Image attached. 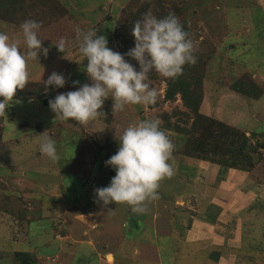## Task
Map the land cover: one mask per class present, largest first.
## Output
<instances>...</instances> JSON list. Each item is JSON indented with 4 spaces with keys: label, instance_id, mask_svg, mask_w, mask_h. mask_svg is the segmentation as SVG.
<instances>
[{
    "label": "rangeland",
    "instance_id": "1",
    "mask_svg": "<svg viewBox=\"0 0 264 264\" xmlns=\"http://www.w3.org/2000/svg\"><path fill=\"white\" fill-rule=\"evenodd\" d=\"M36 1L35 6L25 1L23 11L17 7L11 22L5 21L9 13L2 17L5 10L0 9V32L25 50L20 26L25 20L39 21L38 37L48 49L46 56L28 60L29 83L17 90L0 117V264H20L15 251L28 253L35 264H156L157 254L162 255L161 264H264V0H54L56 6L48 0L53 11L45 1ZM161 8L190 29L200 60L197 74L202 75L199 112L249 136L244 155L229 156L208 147L214 139L201 141L200 128L185 133L192 123L184 115L188 109L178 94L164 99L165 80L155 71L147 81L159 93L155 104L112 111L109 97L102 108L105 114L86 126L58 120L45 105L52 94L54 98L91 83L84 71L87 60L79 53L77 28H96L107 37L108 47L121 53L123 37L134 26L132 16L143 11L155 16ZM61 38L67 42L63 53L55 45ZM127 42L125 52L134 47V37ZM53 71L65 76L63 88L46 89L43 81ZM248 78L262 89L258 99L234 90ZM153 118L161 121V130L175 145L174 174L160 181L159 198L147 202L143 214L127 204L105 207L95 202L94 189L107 186L115 175L105 161L118 150L123 129ZM43 135L55 140L59 160L39 151ZM200 141L211 150L205 158L193 151ZM228 157L234 158V167H227ZM201 160L216 168L215 174L209 173L216 179L212 175L204 180L208 173L197 169ZM229 169L246 173L232 185L221 183L213 196L223 201V227L215 230V237L207 236L206 228L202 235L192 233L193 219H206L204 212L212 219L218 211L211 190L217 181H226ZM196 173L203 174L196 178L201 183L190 186L188 177ZM188 187L199 190L198 203L206 211H193L190 198H177ZM155 238L169 241L167 247L160 245L158 251L151 245Z\"/></svg>",
    "mask_w": 264,
    "mask_h": 264
},
{
    "label": "clouds",
    "instance_id": "2",
    "mask_svg": "<svg viewBox=\"0 0 264 264\" xmlns=\"http://www.w3.org/2000/svg\"><path fill=\"white\" fill-rule=\"evenodd\" d=\"M26 49L19 42H12L8 34L0 32V117L12 104L17 90L29 83L27 62L37 60L38 54L47 55L38 37L39 21L25 20L21 24ZM79 53L86 59V71L91 83L80 85L76 90L57 94L48 101L50 110L60 121L72 120L81 126L96 121L105 100L112 99V111H123L126 105H153L158 91L147 81L153 71L165 79H176L183 74L184 66L194 65V42L173 12L157 18L146 14L131 29L134 47L126 53L108 47V39L98 35L96 28L76 30ZM61 38L58 51L65 49ZM136 61L133 65L125 57ZM138 66V69H137ZM46 89L63 88L66 78L53 71L43 81ZM73 85L78 81H73ZM158 118L129 124L119 136V147L106 161L115 175L105 187L94 189L95 202L102 206L127 204L134 213L146 212V203L158 199L160 181L174 174L171 163L175 145L161 130ZM39 151L53 161L59 160L56 142L43 135Z\"/></svg>",
    "mask_w": 264,
    "mask_h": 264
},
{
    "label": "trees",
    "instance_id": "3",
    "mask_svg": "<svg viewBox=\"0 0 264 264\" xmlns=\"http://www.w3.org/2000/svg\"><path fill=\"white\" fill-rule=\"evenodd\" d=\"M25 1L28 0H2L0 1V9L3 8L5 12H3V15L7 12L9 13V16L6 17V22H11L8 21L10 20L11 17L15 14V9L17 7L18 10L23 11L22 8L25 6ZM45 1L49 7L51 6L50 4H53L56 6L54 0H51V3L49 4L48 0H42L41 4ZM32 4L35 6L36 3H38L36 0H31ZM54 6L50 7L51 11L55 10ZM143 11V10H142ZM169 13L165 11L163 8H161V12H158L155 17L157 18H162L164 16H167ZM146 15V12L143 11V14H135L132 16L130 23L135 24L138 20H141L144 16ZM177 17V15H176ZM181 23V22H180ZM184 27V30L190 34V29L181 23ZM129 28V27H128ZM131 29L132 27L130 26L128 33L123 37V42H122V51L121 53H126L123 49L127 47V41L131 39L132 34H131ZM196 56V54L194 53ZM197 58V56H196ZM126 60H128L131 63V58L130 57H125ZM198 58L196 59V63L194 65H188L186 64L184 66V71L181 76H179L176 79H165V90H164V99L165 100H173L175 96L178 94L180 95L181 101L183 105L185 106L186 109H188V112H190L192 115L188 116V112L185 113L188 118H192V123H191V128L189 130H184L185 133H195L200 129H202V136L200 138L201 141H205L208 139H214V141L208 145L213 146L215 149H221L223 150L224 153L229 154V156H241L244 155V149L246 148V142L248 140L249 136H246L244 133H241L240 131L232 128L230 125L223 123L217 119H213L211 117H208L206 115H203L199 112V104L202 99V82L201 78L202 75H200L198 72V67H199V62ZM197 69V70H196ZM234 90H236L238 93L242 95H246L247 97L253 98V99H258L259 96L261 95V87L256 85V83L252 79H246V80H241L237 82L234 85ZM53 98V94L51 95L50 99ZM49 98L44 99L45 105L46 102L50 100ZM254 133V132H253ZM264 136V133L261 134ZM215 136V137H214ZM211 137V138H209ZM194 143L193 146L195 154L198 156H201L202 158H205L207 155V146L203 147L205 143ZM214 143V145H212ZM221 147V148H220ZM264 147V145L262 146ZM236 149V150H234ZM213 151V150H212ZM234 152H237L236 155ZM189 155L190 153L187 152ZM191 155V154H190ZM228 165L227 167H234V160L233 157H228ZM252 165V164H251ZM236 166V165H235ZM226 167V166H225ZM15 258L17 262L20 264H35L36 262H31L30 258L31 256L26 253V252H20V251H15Z\"/></svg>",
    "mask_w": 264,
    "mask_h": 264
},
{
    "label": "crops",
    "instance_id": "4",
    "mask_svg": "<svg viewBox=\"0 0 264 264\" xmlns=\"http://www.w3.org/2000/svg\"><path fill=\"white\" fill-rule=\"evenodd\" d=\"M204 161H200V163H198L197 164V169L199 170L200 168L203 170V169H205L204 171H206V173H208L207 175H206V179L204 178V180H208L209 178H211V176L213 175V178H215V176H214V174H215V170H216V168H213L212 166H209L206 162H204ZM177 164H178V161H177ZM177 168H179V166L177 165L176 166ZM218 171V170H217ZM211 172H213L214 174H212V175H210L211 174ZM243 172V173H242ZM210 173V174H209ZM227 173V177H226V181L225 180H220V181H217V183H216V185L215 186H213V189L211 190V198L214 200V201H219V203L216 201V203H218V211L216 212V214L212 217V219H210L209 218V215H207V212H204L203 214L204 215H206L207 216V218L206 219H204L203 218V216H202V219L200 218V219H198L199 221H195L194 219L192 220L193 222H195L196 224H194L193 226H194V229H193V232L192 233H194V234H203V232L205 231L204 229L206 228L207 230H209V232H207V231H205V233H207V236L208 235H212V236H214L215 235V233H217L215 230H218L217 228H220V227H223V226H220V224H219V221H222V215H224L223 213V208H221V203H223V201H222V199L220 200V199H215V197H213L217 192H219L220 191V186H221V183L224 185L223 187H226V185L228 186V185H232L231 183H234V182H238L240 179H243L244 177H245V174L244 173H246V172H244V171H238V170H230L229 169V171H227L226 172ZM229 173V174H228ZM200 175H203V174H199V173H196L194 176L193 175H191L190 177H188L189 178V182H190V186H191V183H193V184H196V187H198L197 186V183H198V185H200V180L198 179H196V178H200L199 176ZM228 176L230 177V181H229V178H228ZM231 177H232V179H231ZM228 178V179H227ZM216 179V178H215ZM197 182V183H196ZM205 186H207L206 185V182H205V184H204ZM196 187H194L195 189H196ZM195 189H193L192 187H188L186 190H184L183 191V193H181L180 195L178 194V196H177V198H179L180 196H182V198H190L193 202H194V204H195V206H194V208H193V211H195V210H199L200 211V213L201 212H203V209H204V211H206L205 210V208L203 207V206H201V204H202V202L200 201L199 203H198V197H197V193L196 192H198L199 190H195ZM199 193V192H198ZM202 195V194H201ZM201 195H199V196H201ZM234 195V194H233ZM236 199V198H235ZM243 201H245V199H242ZM201 206V207H200ZM202 208V209H201ZM224 210H225V208H224ZM190 211H192V210H190ZM197 216V215H196ZM195 218V217H194ZM223 222V221H222ZM222 222H220V223H222ZM224 223V222H223ZM208 227H212L213 229H209ZM204 230V231H203ZM209 233H211V234H209ZM214 234V235H213ZM215 237V236H214ZM180 242V241H179ZM164 243V244H163ZM166 243H169V241H167V240H165V239H163V238H155L154 240H153V243H151V245L153 246V247H156L157 248V250L159 251L160 250V248H159V246L160 245H163L162 247L163 248H166L167 246H165V244ZM215 244H216V242H214ZM180 243H178V245H179ZM182 244H183V242H182ZM186 244V243H185ZM135 245L137 246L138 245V242H136V243H134L133 245H132V247H133V250H134V248H136L135 247ZM180 247V246H179ZM186 247H190V245H186ZM227 249V248H226ZM216 250H218V249H216ZM215 250V251H216ZM228 250V249H227ZM186 251H187V249H186ZM219 251V250H218ZM133 253H134V251H133ZM188 253H190V252H188ZM216 253V252H215ZM112 255V254H111ZM160 255V254H159ZM159 255L157 254V263L156 264H161L162 262H161V258L159 259L158 257H159ZM160 256H162V255H160ZM222 259V258H221ZM218 264H221V263H219V262H217ZM188 264H192V263H188ZM212 264H213V261H212ZM232 264V263H231ZM243 264V263H242Z\"/></svg>",
    "mask_w": 264,
    "mask_h": 264
},
{
    "label": "bare ground",
    "instance_id": "5",
    "mask_svg": "<svg viewBox=\"0 0 264 264\" xmlns=\"http://www.w3.org/2000/svg\"><path fill=\"white\" fill-rule=\"evenodd\" d=\"M108 260H111V256H107Z\"/></svg>",
    "mask_w": 264,
    "mask_h": 264
}]
</instances>
